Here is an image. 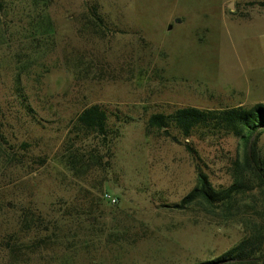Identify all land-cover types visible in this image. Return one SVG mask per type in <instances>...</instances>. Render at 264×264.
Listing matches in <instances>:
<instances>
[{"label": "rangeland", "instance_id": "rangeland-1", "mask_svg": "<svg viewBox=\"0 0 264 264\" xmlns=\"http://www.w3.org/2000/svg\"><path fill=\"white\" fill-rule=\"evenodd\" d=\"M259 1L0 0V264H197L238 243L246 219L264 226L258 189L235 197L233 217L172 206L198 171L232 183L235 136L145 132L153 113L264 105ZM42 16L52 34L33 29ZM91 104L108 114V141L77 146L96 144L106 163L79 178L57 153ZM256 150L264 159V133Z\"/></svg>", "mask_w": 264, "mask_h": 264}, {"label": "trees", "instance_id": "trees-1", "mask_svg": "<svg viewBox=\"0 0 264 264\" xmlns=\"http://www.w3.org/2000/svg\"><path fill=\"white\" fill-rule=\"evenodd\" d=\"M43 3L47 4V0H43ZM258 4L264 7V0ZM42 17V22L33 24V29L36 32L52 34L51 21ZM78 61L80 60L69 59L67 67L76 72L81 67V65L78 67L80 64ZM88 69V65L83 68L86 72ZM107 120L108 114L99 104L82 108L71 120L68 132L72 136H68L57 155L64 168L75 177H83L92 166L106 163L99 154L96 144L88 151H82L77 142H83L91 136L92 139L98 137L101 142L107 143L109 133ZM170 127H174L184 137H189L194 131L229 133L239 140L243 148L241 159H236L231 164L232 183L229 186L216 188L205 173L198 171L196 185L178 203H174L173 207L184 209L195 204L205 206L204 209L208 212L215 213L216 209H220L225 217H233L243 213L239 212V207L238 209L234 207L235 197L239 193L247 189H258L264 194V159L256 150L258 138L264 133V105L256 104L252 107L237 105L211 109L184 106L169 114L153 113L147 119L145 132L148 134L158 130L166 134ZM76 200H70L64 208L67 216H78L75 213L78 210ZM245 222L248 231L238 243L214 261L197 264H248L254 261L264 264V226L249 219Z\"/></svg>", "mask_w": 264, "mask_h": 264}, {"label": "built area", "instance_id": "built-area-1", "mask_svg": "<svg viewBox=\"0 0 264 264\" xmlns=\"http://www.w3.org/2000/svg\"><path fill=\"white\" fill-rule=\"evenodd\" d=\"M102 197H103V199H105L107 202H109L111 204L116 203V200H117L113 195H111V194H109L107 192H104L102 194Z\"/></svg>", "mask_w": 264, "mask_h": 264}, {"label": "water", "instance_id": "water-1", "mask_svg": "<svg viewBox=\"0 0 264 264\" xmlns=\"http://www.w3.org/2000/svg\"><path fill=\"white\" fill-rule=\"evenodd\" d=\"M230 5H231V4H230ZM230 5H229V7H231Z\"/></svg>", "mask_w": 264, "mask_h": 264}]
</instances>
